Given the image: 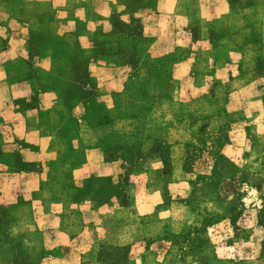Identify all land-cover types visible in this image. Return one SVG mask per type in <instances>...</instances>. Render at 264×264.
Returning <instances> with one entry per match:
<instances>
[{
	"label": "rangeland",
	"instance_id": "obj_1",
	"mask_svg": "<svg viewBox=\"0 0 264 264\" xmlns=\"http://www.w3.org/2000/svg\"><path fill=\"white\" fill-rule=\"evenodd\" d=\"M161 1L123 0L121 14L112 18L111 34L89 32L87 42L80 38L88 31L75 26L69 54L54 67L52 91L60 107L76 109L82 102L88 113L96 114L99 89L92 88L95 78L88 60L115 50L110 62L123 69L108 76L114 77V88L108 89L116 96L111 111L122 116L123 144L106 149L104 156L127 163L123 203L132 196L135 211L153 209L139 219L141 233L130 235L137 245L85 249L73 264H264V86L216 88L207 80L202 88L198 80L210 76L213 57H223L208 44L191 46L181 40L178 45H154L142 33L141 19L133 18L158 13ZM182 59L192 62L179 65ZM255 71L250 77L264 75V60L257 61ZM230 98L233 105L226 108ZM216 113L220 118L208 125ZM111 122L95 120L98 126ZM147 126L154 146L142 144L140 134ZM144 172L150 175L146 185L145 177L138 178ZM152 190L159 194L156 202L144 204ZM31 203L19 199L15 206ZM14 209L0 204V264L69 260L71 249L51 247L55 240L49 232L30 235L29 227L19 228Z\"/></svg>",
	"mask_w": 264,
	"mask_h": 264
},
{
	"label": "crops",
	"instance_id": "obj_2",
	"mask_svg": "<svg viewBox=\"0 0 264 264\" xmlns=\"http://www.w3.org/2000/svg\"><path fill=\"white\" fill-rule=\"evenodd\" d=\"M122 1L0 0V204L8 210L18 207L13 211L20 216L19 228L29 227L30 235L46 231L55 240L51 247L70 248L69 260H55L61 264L79 261L85 249L137 245L130 235L141 233L139 219L153 212L135 211L132 196L123 203L127 163L104 156L106 149L123 144L122 116L111 111L116 96L108 89L114 78L108 76L123 69L110 62L115 50L88 60L95 78L92 88L99 89L98 113H88L82 102L76 109H64L52 91L54 67L70 52L74 27L83 25L88 31L82 42L92 36L89 32L111 34L112 18L121 14ZM133 18L141 19L142 33L154 45H178L181 40L191 46L208 44L212 53L223 57H213L210 76L198 80L202 88L207 80L216 88L264 86L263 74L249 75L256 72L257 61L264 60V0H162L158 13ZM188 62L192 61L178 64ZM233 102L230 98L225 107ZM107 118L113 122L95 124ZM210 118L208 125L220 114ZM149 127L140 134L146 146L155 141ZM149 176L144 172L138 178L145 177L146 185ZM151 192L144 204L156 202L159 194ZM19 199L32 203L15 206Z\"/></svg>",
	"mask_w": 264,
	"mask_h": 264
}]
</instances>
